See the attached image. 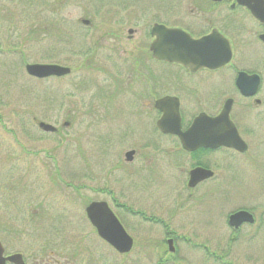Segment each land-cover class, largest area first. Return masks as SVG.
I'll return each mask as SVG.
<instances>
[{
	"label": "rangeland",
	"instance_id": "obj_1",
	"mask_svg": "<svg viewBox=\"0 0 264 264\" xmlns=\"http://www.w3.org/2000/svg\"><path fill=\"white\" fill-rule=\"evenodd\" d=\"M141 2L124 14L146 13ZM61 3L57 15L76 25L72 27L80 41L72 45L81 48L83 55L52 50L47 38H33L37 36L34 16L46 8L41 2L38 9L37 4L0 0V239L6 248L22 251L34 239H49L56 254H81L75 259L77 264L81 260L86 264H247L248 244L241 237H250L249 230L243 227L246 235L233 232L227 216L248 209L261 224L256 247L260 264H264V117L254 123L256 133L246 135V152L213 155V160L230 164L224 174L226 193L207 197V203H195L194 196L182 190L184 171H170L167 165L168 173L159 186L146 185L144 176L130 171L136 164L123 160L130 140L110 144L114 132H120L128 119L110 117L94 108V81L104 76L108 80L112 64L105 57L100 64L93 60L95 53L97 58L100 55L98 48H104L107 56L114 46L118 53L112 58L124 68L126 59L135 55V47L146 39L137 33L129 40L127 26L105 21L104 16L97 18L89 2ZM106 6L104 12L110 13L111 6ZM186 7L182 6L181 13L188 12ZM81 17L89 19V24L80 23ZM122 48L129 53L120 54ZM89 59L91 66H82ZM25 63H58L70 66L72 73L36 79L26 74ZM97 64L107 73H99ZM37 120L54 125L57 132H43ZM109 187L118 202L143 213L115 209L134 238L133 249L125 255L98 238L85 216L87 202L102 197L99 190ZM196 206H207L209 211L202 215ZM150 216L162 222L143 220ZM164 230L175 237L172 254L161 241ZM233 236L236 240L228 243Z\"/></svg>",
	"mask_w": 264,
	"mask_h": 264
},
{
	"label": "flooded vegetation",
	"instance_id": "obj_2",
	"mask_svg": "<svg viewBox=\"0 0 264 264\" xmlns=\"http://www.w3.org/2000/svg\"><path fill=\"white\" fill-rule=\"evenodd\" d=\"M78 1L92 4L97 18L101 19L104 16L105 21L121 27L127 26L129 40L137 33L146 39L141 40L140 45L135 47V55L126 59L124 68L121 66V61L112 58V55L118 53L114 46L111 47L112 52L107 55L108 57L103 54L104 48L97 49L100 54L98 58L97 53L93 57V60H98V64L101 63V57H105L112 64L108 80L104 76L94 81V108H98V112L103 110L110 117L128 119L127 125L120 132H114L110 144L115 146L124 139L130 140L128 150L123 153V160L129 165L136 164L130 169L131 173L137 172L141 178L144 176V179H147L146 185L148 183L158 185L168 173L165 165L170 167V171L172 168L183 170L182 190L193 195L195 203H207V197L226 193L227 181L224 174L229 170L230 164L226 160L225 162L213 160V155L220 153L228 156L229 152L239 154L244 152L225 146L216 148L199 146L187 150L183 147L178 134L163 130L158 122L164 117H169L163 123L165 128L172 131L179 128L180 131H185L196 117L201 115L214 117L223 109L225 103H229L228 116L248 149L246 135L256 133L254 123L264 117V108L260 109L264 106L262 18L256 17L246 4L238 0H153L151 3L147 0H144V3L141 2L143 0ZM61 2L66 4L68 0ZM140 2L144 4L146 13L124 14L129 7ZM261 2L264 0H249L250 4H257L255 7L257 11L264 12V5ZM106 5L111 6L110 13L104 12ZM184 5L187 6L188 12L181 13ZM61 19L66 29L78 32L73 28L76 25L74 23L70 25V20L66 16H61ZM80 19L82 17L79 18V22ZM88 21L90 22L89 19ZM155 27L162 33L168 32L167 30L185 32L194 39L209 37L210 44L204 52L206 63L183 64L154 57L150 44L155 36L153 34ZM112 36L116 38L118 34L114 32ZM69 43L66 42L67 45L62 50L67 53L81 50L72 45V42ZM128 53L124 48L120 52L122 55ZM90 60H86L82 66L89 68ZM98 64L96 70L99 73L102 71L107 73L103 66ZM123 73L124 77H122ZM128 151L132 153L130 158L126 159L124 154ZM183 166H187L186 171ZM196 168L210 170L213 175L189 186L190 171ZM218 170L222 172L219 175ZM112 183H115V180ZM99 193L103 195L95 201H105L114 214L117 212L116 208V210H127L132 214L139 213L132 211L125 203L118 202L110 187L108 190L100 189ZM91 201L94 200L88 201L87 204ZM196 207L202 215L209 211L207 206ZM248 211L253 214L252 211ZM143 220H150L149 222L155 224L162 222L152 216L143 217ZM243 227L249 230L247 231L250 236L241 237L248 244L245 246L247 264H260L259 249L256 247L260 239L256 236L261 224L257 223L255 218L254 222H245L238 228L231 229L235 233L243 232L246 235L247 232L243 231ZM0 228L2 230V226ZM168 239H172L174 245L175 237L171 231L164 230L161 241L167 244ZM235 240L233 236L228 238L227 242L231 243ZM32 241L30 248L19 251L6 248L5 243L0 239L4 248L3 255L7 257L19 253L23 264H77L75 259L81 258V254L76 251L54 253L55 249L52 250L49 239ZM5 264L14 263L6 261ZM78 264L86 263L81 260Z\"/></svg>",
	"mask_w": 264,
	"mask_h": 264
},
{
	"label": "water",
	"instance_id": "obj_3",
	"mask_svg": "<svg viewBox=\"0 0 264 264\" xmlns=\"http://www.w3.org/2000/svg\"><path fill=\"white\" fill-rule=\"evenodd\" d=\"M246 4L251 12L264 21V12L255 9L257 4H250L249 0H238ZM264 5V2H261ZM87 24L88 20H82ZM162 33L156 27L153 29L154 39L150 44V50L154 57L167 61H176L183 64L190 62L206 63L204 52L209 47V37L193 39L185 32L167 30ZM25 72L32 77L43 79L51 76L61 77L70 73V68L55 63H26ZM229 103H225L220 113L214 117L201 115L196 117L190 127L185 131L167 129L163 125L169 117L159 120V126L169 132L178 134L182 145L187 150H193L199 146L216 148L225 146L243 152L246 150V143L240 138L234 124L230 121L228 113ZM68 123H64L67 125ZM37 126L44 132H54L56 128L46 122L37 121ZM131 151L125 153L129 159ZM213 175L210 170L196 168L190 171L188 185L193 186L197 181ZM86 216L92 226L95 227L99 237L105 240L119 253H127L133 245L132 238L127 234L117 217L110 210L106 202H91L85 209ZM252 215L245 210H238L229 215L228 225L238 227L242 222H253ZM168 249L173 251L172 240H168ZM10 261L14 264H23L20 254L3 256V247L0 243V264Z\"/></svg>",
	"mask_w": 264,
	"mask_h": 264
},
{
	"label": "trees",
	"instance_id": "obj_4",
	"mask_svg": "<svg viewBox=\"0 0 264 264\" xmlns=\"http://www.w3.org/2000/svg\"><path fill=\"white\" fill-rule=\"evenodd\" d=\"M21 2H24L25 5H34L39 2L42 3V6L44 7H49L50 10L47 11L50 13V15L46 14L45 12L46 8L44 9H39L41 6L37 4V8L39 9V12L34 15L35 20L37 21L35 23V33H37L36 37H33L36 39L39 36H43L44 38H47L48 41H50L52 45V50H62L64 46H66V42H74V45H77V41H80L79 34L76 32L71 31L70 29H66L63 26V21L61 17H58L57 13H59L58 9L61 8V0H19ZM61 3V5L59 4ZM35 6V5H34ZM44 13V14H43ZM35 22V21H34ZM69 40V41H68ZM70 44V43H69ZM74 54V53H72ZM75 54H81L83 55L84 52L82 53L81 51H77Z\"/></svg>",
	"mask_w": 264,
	"mask_h": 264
}]
</instances>
